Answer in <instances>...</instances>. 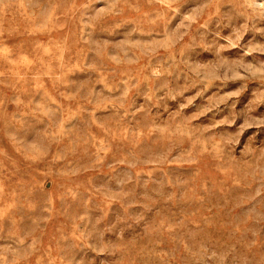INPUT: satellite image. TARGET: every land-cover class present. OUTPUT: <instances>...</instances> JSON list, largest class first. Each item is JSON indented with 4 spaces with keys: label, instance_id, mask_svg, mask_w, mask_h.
<instances>
[{
    "label": "rangeland",
    "instance_id": "374dc122",
    "mask_svg": "<svg viewBox=\"0 0 264 264\" xmlns=\"http://www.w3.org/2000/svg\"><path fill=\"white\" fill-rule=\"evenodd\" d=\"M0 264H264V0H0Z\"/></svg>",
    "mask_w": 264,
    "mask_h": 264
}]
</instances>
